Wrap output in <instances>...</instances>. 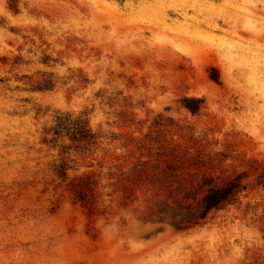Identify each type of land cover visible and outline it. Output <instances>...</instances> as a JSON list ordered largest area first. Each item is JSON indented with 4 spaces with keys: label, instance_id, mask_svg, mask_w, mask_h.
Segmentation results:
<instances>
[{
    "label": "rangeland",
    "instance_id": "rangeland-1",
    "mask_svg": "<svg viewBox=\"0 0 264 264\" xmlns=\"http://www.w3.org/2000/svg\"><path fill=\"white\" fill-rule=\"evenodd\" d=\"M10 4L0 264L264 262V0ZM68 111L90 149L49 131ZM230 180L237 201L203 215Z\"/></svg>",
    "mask_w": 264,
    "mask_h": 264
},
{
    "label": "trees",
    "instance_id": "trees-1",
    "mask_svg": "<svg viewBox=\"0 0 264 264\" xmlns=\"http://www.w3.org/2000/svg\"><path fill=\"white\" fill-rule=\"evenodd\" d=\"M10 7L18 10V0H11ZM41 89V88H40ZM56 138H69L77 147L90 149L97 143V135L93 131L85 111L78 114L62 112L56 116L55 124L50 128ZM70 168L68 162H63L58 170L59 175L66 179L67 171ZM240 188L233 185L230 180L221 187H211L198 203L201 213L206 215L212 210L225 208L228 204L237 201V194ZM252 264H264L255 261Z\"/></svg>",
    "mask_w": 264,
    "mask_h": 264
}]
</instances>
